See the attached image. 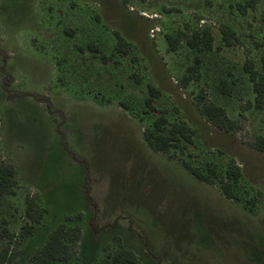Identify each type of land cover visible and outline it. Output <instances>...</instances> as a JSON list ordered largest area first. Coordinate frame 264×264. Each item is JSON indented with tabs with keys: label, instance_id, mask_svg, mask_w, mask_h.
I'll list each match as a JSON object with an SVG mask.
<instances>
[{
	"label": "rangeland",
	"instance_id": "obj_1",
	"mask_svg": "<svg viewBox=\"0 0 264 264\" xmlns=\"http://www.w3.org/2000/svg\"><path fill=\"white\" fill-rule=\"evenodd\" d=\"M247 1L0 0V162L14 166L18 183L14 194L0 197V218L15 234L12 241L0 237V251L16 248L15 264H28L53 228L79 214L82 180L93 204L67 224L82 229L67 264H99L113 253L119 242L112 226L141 264H264V154L251 146L264 136V110H240L251 89L239 77L247 57L261 71L264 0H254L241 18L237 6ZM200 19L215 46L220 27L234 22L239 47L219 51L213 80L183 88L194 58L201 68L209 58L184 42L168 52L165 36H190ZM115 34L129 41L123 39L121 52ZM233 77L238 83H230ZM148 84L160 90L154 106L168 122L184 121L194 131V145L182 157L214 185L147 147L142 130L155 118L144 114ZM201 91L239 121L236 132L200 115ZM230 164L241 173L232 200L219 189ZM27 196L46 216L21 240Z\"/></svg>",
	"mask_w": 264,
	"mask_h": 264
},
{
	"label": "trees",
	"instance_id": "obj_2",
	"mask_svg": "<svg viewBox=\"0 0 264 264\" xmlns=\"http://www.w3.org/2000/svg\"><path fill=\"white\" fill-rule=\"evenodd\" d=\"M253 4L254 0L247 1L246 5L239 4L237 6L238 15L241 18L246 17L247 8H252ZM206 24L207 22L204 19H200L197 28L190 36L182 31H178L175 36H165L168 52L177 51L178 45L184 42L189 50L207 53L206 56L209 58L208 62H206L202 68L200 57L196 56L194 58L193 65L186 69L181 79L183 88L193 82L213 80V77L219 73L216 63L219 57V51L238 46L239 36L234 22L229 21L228 24L220 27L218 31L220 44L216 46L214 45V38L209 29L210 25ZM68 35L69 37L73 36L72 32ZM115 38L117 40V50L119 48L118 52H121L120 47L122 46L123 39L126 42L129 41L118 34H115ZM79 49L82 51L81 48ZM90 50L95 51V49ZM123 54H126V52L124 51ZM210 59H213L212 63L209 61ZM101 60L105 62L104 55H102ZM254 65V61L247 57L241 67V74L239 77L243 78V80L246 79L251 89V98L241 106V111L264 110V57L261 59V71H257ZM0 70L4 73V66H1ZM6 77L5 75L2 79L3 88H6L7 85ZM135 83H140L138 77H135ZM230 83H238L236 77H233ZM147 93L148 96L144 101L146 107L144 114H155L152 123L142 130L143 140L147 147L154 153L166 155L170 160L179 163L198 181L214 185V179L199 168L189 164L182 157L186 154L185 151L194 145V131L184 121L170 124L167 119V112L165 110L158 111L155 108L154 101L161 96V92L158 88L148 84ZM196 98V106L200 115L211 126L227 133H234L240 128L238 120L228 117L225 110L226 107L208 101L205 93L202 91ZM225 98L227 100L229 97L226 96ZM48 107H50L49 104ZM123 110L133 116L131 111L125 108H123ZM251 146L257 152L264 154V136H256L251 141ZM211 174L215 175L213 171H211ZM240 176L241 173L238 168L230 164L226 170V180L220 181L221 185L219 188L226 199L232 200L236 198L233 186ZM17 184L14 166L9 163L0 162V197L14 194ZM45 216L46 210L43 205L40 204V202L37 203L33 197L27 196L25 198V209L23 213L24 224L20 227L19 238L21 240L26 239L31 234L34 226L39 224ZM82 218L83 215L81 213L77 214L75 217H65L62 223L58 224L46 235L44 243L34 250L29 258L28 264L69 263L71 259L77 255L78 246L82 237V229L79 223L72 226H68L67 224L74 223V221H79ZM0 237L8 241H12L15 237V234L9 229L6 220L1 218ZM115 240L117 243L119 242L118 248L108 257L102 259L99 264H141L137 254L127 249L118 237ZM17 252L16 248L1 250L0 264H15L18 256Z\"/></svg>",
	"mask_w": 264,
	"mask_h": 264
},
{
	"label": "crops",
	"instance_id": "obj_3",
	"mask_svg": "<svg viewBox=\"0 0 264 264\" xmlns=\"http://www.w3.org/2000/svg\"><path fill=\"white\" fill-rule=\"evenodd\" d=\"M73 99H74V97L73 96H71ZM124 113H126L129 117H130V115L126 112V111H123ZM96 113H101V112H97L96 111ZM102 113H106V112H102ZM65 148H66V150L69 152V155H70V147H69V143H68V145H67V147L65 146ZM89 179L90 177L88 176V174H87V177H86V179ZM85 182H82V180H81V183H80V190H79V195H80V197H79V200H77L79 203H80V209L79 210H76L75 212H78V213H81V214H85V213H88V212H90L89 210H88V208L90 207L91 208V205L93 204L89 199H90V197L89 196H87L85 193H87L88 191H85ZM95 205V204H94ZM94 210H96L95 208H94ZM98 211V210H97ZM97 211H95L96 213H97ZM94 211H92V213H93ZM94 218V215H92V217L88 220V222H90L92 219ZM108 226H112L111 224H109ZM99 228H103L102 226H100ZM122 229L123 228H125V227H121ZM128 228H130V226L129 225H127L126 226V229H128ZM115 231V227H111V229H110V232H112L111 234H112V236H114V238L116 237H118L120 240H121V243L127 248V249H129L130 251H132V252H134L135 254H138V253H136L135 252V250H133V248H131V247H129V246H126V244L122 241V239L118 236V235H116V233L114 232Z\"/></svg>",
	"mask_w": 264,
	"mask_h": 264
},
{
	"label": "built area",
	"instance_id": "obj_4",
	"mask_svg": "<svg viewBox=\"0 0 264 264\" xmlns=\"http://www.w3.org/2000/svg\"><path fill=\"white\" fill-rule=\"evenodd\" d=\"M154 32H157V29H154L151 31V34H153ZM152 36V35H151Z\"/></svg>",
	"mask_w": 264,
	"mask_h": 264
}]
</instances>
